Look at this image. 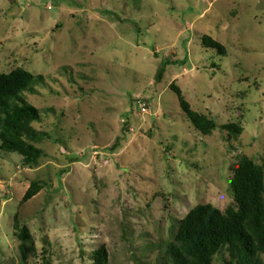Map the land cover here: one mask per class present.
I'll list each match as a JSON object with an SVG mask.
<instances>
[{
	"label": "rangeland",
	"instance_id": "rangeland-1",
	"mask_svg": "<svg viewBox=\"0 0 264 264\" xmlns=\"http://www.w3.org/2000/svg\"><path fill=\"white\" fill-rule=\"evenodd\" d=\"M16 68L48 138L36 168L0 150V264H93L102 245L109 264H160L191 209L235 204L240 157L264 168V0H0V74ZM172 85L218 129L196 130Z\"/></svg>",
	"mask_w": 264,
	"mask_h": 264
},
{
	"label": "trees",
	"instance_id": "trees-1",
	"mask_svg": "<svg viewBox=\"0 0 264 264\" xmlns=\"http://www.w3.org/2000/svg\"><path fill=\"white\" fill-rule=\"evenodd\" d=\"M203 45L217 50L221 56L227 55L226 47L211 37L205 36ZM35 78L24 68L0 74V150L19 154L27 168L39 165L44 152L37 144L48 138L47 133L34 127V123L41 120L40 111L21 94L32 86ZM171 88L196 130L209 136L218 129L213 119L193 110L177 86ZM221 128L236 139L244 132V128L234 122ZM230 187L235 204L225 212L211 204L191 209L181 220L174 240L167 244L160 264H213L216 256H220L224 264H264V168L247 156L240 157L233 167ZM42 188L41 181L32 182L22 202L30 201ZM14 227L26 263L35 251L33 237L18 219ZM93 264H109L106 245L94 252Z\"/></svg>",
	"mask_w": 264,
	"mask_h": 264
},
{
	"label": "built area",
	"instance_id": "built-area-1",
	"mask_svg": "<svg viewBox=\"0 0 264 264\" xmlns=\"http://www.w3.org/2000/svg\"><path fill=\"white\" fill-rule=\"evenodd\" d=\"M140 103V102H139ZM141 111L143 114H146L147 113V107H146V104H142L141 107H140Z\"/></svg>",
	"mask_w": 264,
	"mask_h": 264
}]
</instances>
